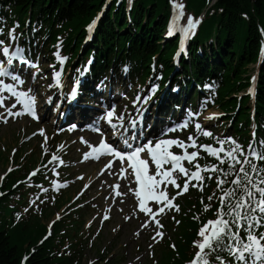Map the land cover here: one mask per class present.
<instances>
[{
  "label": "trees",
  "instance_id": "trees-1",
  "mask_svg": "<svg viewBox=\"0 0 264 264\" xmlns=\"http://www.w3.org/2000/svg\"><path fill=\"white\" fill-rule=\"evenodd\" d=\"M128 1L111 2L99 22L92 44L97 54L94 71L111 69L112 66L121 68L127 63L131 67V78L141 73L144 79L149 74L150 60L158 56L157 63L164 66L166 78L168 65L172 68L170 55L174 45L173 41L164 45L160 42L173 0H135L129 14L126 10ZM212 1H179L184 6V13L197 16L205 12L203 24L191 44L189 60L182 61L181 66L189 81L192 79L200 84L210 80L217 82L218 89L214 90L216 102L224 112H234L235 115H231L232 130L246 143L249 140L246 126L250 124L248 100L244 98L242 105L236 108L237 99L233 94L248 84L245 77L247 67L258 61L260 46L264 45V0H214L209 8ZM106 3L107 0H0V22L22 27L25 19H29L32 36L44 37L51 45L61 41L63 53L75 58L85 34L83 27ZM125 29L127 32L121 34ZM255 107L260 138L264 136V56L259 67ZM13 182H7V194L0 199V264H23L25 254L28 259L24 264H81L83 245L73 231L76 220L58 224L53 238L35 246L44 227L31 213L18 219L13 215L27 205L25 200H20L15 209L8 207L11 200L8 188ZM212 192L215 196L218 192L214 182L201 197L203 204H211L208 211H204L197 198H185V218L177 237L178 250L167 252L158 264H182L188 258L189 242L196 234L197 221L216 211L218 199H207ZM21 193L19 189L14 195ZM192 212L196 213L197 221ZM65 239L75 240L68 254L61 249ZM31 246H35L32 254Z\"/></svg>",
  "mask_w": 264,
  "mask_h": 264
},
{
  "label": "snow or ice",
  "instance_id": "snow-or-ice-1",
  "mask_svg": "<svg viewBox=\"0 0 264 264\" xmlns=\"http://www.w3.org/2000/svg\"><path fill=\"white\" fill-rule=\"evenodd\" d=\"M174 9L180 10L179 15L173 17V23L169 28V35L177 27L176 21L183 15V5L173 4ZM95 21L89 25V31L93 30ZM199 21L189 17L187 24L179 28V31L185 36L194 34ZM0 35H3V29L0 28ZM19 37L15 34V29L10 30V44L5 45L0 40V54L5 60H0V120L7 123L9 117H19L30 115L32 119L39 120L40 117L36 110L35 96L31 94L32 89L28 91L17 90L19 86L25 83L21 75L13 73L12 67L14 62L19 61L27 64L29 67L38 68V64L31 62L25 56V48L19 46ZM15 48L12 49V45ZM60 70L53 72L54 83L49 87H56L62 91L63 83L61 77L63 74V65L68 59L60 55L59 51L55 53ZM179 55V53H178ZM91 63V61L89 62ZM7 65V66H6ZM55 67V66H50ZM80 75H83L87 69H78ZM122 71L127 74L129 68L125 65ZM4 78H10L11 83L5 82ZM162 77H154L159 80ZM36 74H33V81ZM255 82V77H253ZM104 82L101 81L97 88H102ZM79 81L72 88L67 96L63 97L69 103L76 101L80 95ZM211 90L215 87L214 82L203 86ZM159 85L149 82L146 89H141L137 93L132 105L135 110V116L125 111L117 114L116 105L113 103L110 107L104 105V113L97 117L91 124L87 125L88 130L97 132L101 135L98 146L89 145L91 151L86 153L84 159H99L101 156H110L106 168L111 169L113 160L121 164L119 172L123 174L127 169L131 171L129 176H134L135 189L134 195L138 201V209L141 213L151 217L159 225L156 217L164 214L166 210L175 209L179 211V205L175 203L178 196L189 191V187L198 188L201 192L204 190L205 174L207 179L215 176L217 190L220 196L216 197L215 193L207 199L212 201L214 198L219 201V208L216 211L215 219H208L198 230L197 241H194V247L198 250L195 252L193 259L189 264H230L225 258L224 253L234 262V264H264V136L257 140L256 131H253V138L247 145V148L241 145L236 139L229 136H214L211 131L205 130L200 122L194 124L197 135H189L187 141L179 138H165L169 133L183 130L189 126L200 114L193 113L191 110L186 112V118L180 122H172L170 126L161 129L159 134L148 139L143 127L144 114L147 112L149 102L153 99ZM178 89L174 88L173 91ZM250 94L254 97V89H250ZM5 92L15 97L16 103L11 107L5 105ZM47 103L53 102L52 97H48ZM17 104L22 106V110L14 111ZM61 107L59 102L56 103V110ZM204 105H201L203 108ZM6 113V114H5ZM218 118V114H211L206 119ZM104 121L113 131V135L120 132L118 138L122 139L123 147H119L104 138L105 133L100 128V122ZM77 126L72 125V129ZM139 127V130H137ZM149 128L152 126L149 125ZM71 130V129H70ZM43 134V130H40ZM129 132V136H123V132ZM209 138L214 143L198 144L199 136ZM143 138L142 143H132L130 140L139 141ZM46 142V141H45ZM81 142L88 143L81 137ZM174 148L181 149L177 154ZM189 149H192L189 151ZM201 152L206 153L208 157L213 158V162L201 164L200 159L204 157ZM59 159L56 155L51 157L49 163ZM63 163V161H60ZM187 162V165H185ZM150 165H154V170L150 173ZM11 170V169H10ZM39 169L32 173L35 176ZM231 177V179H229ZM183 179V184L178 181ZM194 182V183H193ZM55 184V181H53ZM224 185H228L224 187ZM120 187L119 185L116 186ZM169 187L176 189V194L169 195ZM46 192L47 189H44ZM119 194V193H118ZM3 195V193H0ZM153 202L156 207H149V202ZM203 204V199L201 200ZM204 211H208L211 204H203ZM59 219V216L57 217ZM108 218L107 215L104 217ZM195 218V217H194ZM177 223H179L177 221ZM145 227L148 225L145 224ZM157 235H161L157 233ZM173 247H175L173 245ZM25 261L28 257L24 258Z\"/></svg>",
  "mask_w": 264,
  "mask_h": 264
},
{
  "label": "rangeland",
  "instance_id": "rangeland-1",
  "mask_svg": "<svg viewBox=\"0 0 264 264\" xmlns=\"http://www.w3.org/2000/svg\"><path fill=\"white\" fill-rule=\"evenodd\" d=\"M186 24L187 22H185L183 26ZM46 55L44 58H46ZM44 61L47 60L42 59L37 62L38 75L44 73V68H48L44 67ZM29 82H33L32 77H30ZM116 86V91L119 92V100L122 103V106L119 105L116 107L117 114H120L125 111V106H127V110L130 108L129 104L133 102L134 97L131 91H129V94L124 92H128L127 88L124 86L122 87L118 83H116ZM42 91L43 90L36 91L38 97L43 95L39 93ZM43 96L45 97V95ZM46 101L47 99L45 98L43 100L40 99L36 107L40 111H44L43 107ZM151 111L153 110L151 109ZM0 112H4V109L0 108ZM37 112L39 113V111ZM211 114L219 113L217 110H214L203 115L200 114L196 118L202 125L206 124V126H215L221 123L222 120L219 118V115L218 118L206 119V117H209ZM48 117L49 116H47V118ZM50 120L51 122L49 119L47 120L43 117V114L40 115L39 122L36 123V125H30L32 124L31 121L22 120L20 117H9L7 123L0 120L3 125L0 129L1 151L3 150L2 152L4 155L11 159L13 149L18 147V143L12 139V135L17 134L16 136L21 142L23 140L21 138L23 133L27 135L34 131L35 132L30 135L34 136L31 145L35 146L40 144L41 147L45 148L47 144L45 130H55V126L52 124L54 120ZM40 130H43V134ZM96 142L97 141H95L94 144ZM66 144L65 141L60 143L58 149L62 150ZM71 144H73V142H71ZM28 148L29 147H26V149H24L26 153L31 149ZM86 153H88L87 150L77 145H72V148L67 151V164L72 168L71 175L73 178L70 183L72 184L80 180L79 178H83L81 179L82 183L90 185V189L85 194L87 200H99V210L96 215H93L91 219L86 221L83 227L91 226L93 232V237L89 240L87 248L85 249L83 264L101 263L103 257L98 256L96 246L103 254L109 252V259L114 258L117 260L122 256L123 262L121 264H145L148 260L150 251L159 242L160 235H157V233L160 232L157 231V228L152 227L147 216L138 214L135 211L133 193L129 191V189H132V186L130 180L126 179L125 172L123 174L119 172L121 167L114 164L111 169H105L104 166L108 164V162H99L96 164V162L90 161V158L85 160L84 156ZM6 167L8 169L10 167L9 164L7 165L0 162V176L4 174ZM117 185L120 187L117 188ZM63 210L58 213L57 216L62 214ZM105 215L108 216V221L105 220ZM50 220L52 221L54 218H49L45 220L44 223L47 224ZM145 224L148 226L145 227ZM160 228L161 227H159V229ZM95 238L96 240H94Z\"/></svg>",
  "mask_w": 264,
  "mask_h": 264
},
{
  "label": "bare ground",
  "instance_id": "bare-ground-1",
  "mask_svg": "<svg viewBox=\"0 0 264 264\" xmlns=\"http://www.w3.org/2000/svg\"><path fill=\"white\" fill-rule=\"evenodd\" d=\"M127 10V9H126ZM126 15V14H125ZM69 116H72V113H70V115ZM154 126V125H153Z\"/></svg>",
  "mask_w": 264,
  "mask_h": 264
}]
</instances>
